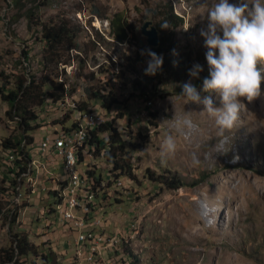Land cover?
<instances>
[{
	"label": "rangeland",
	"instance_id": "rangeland-1",
	"mask_svg": "<svg viewBox=\"0 0 264 264\" xmlns=\"http://www.w3.org/2000/svg\"><path fill=\"white\" fill-rule=\"evenodd\" d=\"M144 1L46 0L36 6L31 0H12L13 4L8 7L6 0H0V58L3 56L6 64H11L22 47L28 54L26 62L23 58V65L29 70L26 77L28 74L39 77L43 43L39 40V27L32 22L67 18L79 26L80 32L69 50V61L65 68L60 67L61 63L56 67L57 75L53 80L64 82L66 90L73 89L67 95L69 101L78 104L84 100L85 108L97 110V100L85 98L84 88L90 82L82 77L92 70L96 83L103 86L105 82V88L117 99L110 107L108 120L114 118L125 140L133 177L119 175L115 189L106 191L98 208L92 212L91 216L97 221L90 226L92 231L86 230L87 241L92 238L91 234L101 232L104 253H115L122 264L130 260L123 252L124 242L135 257L133 264H264V81L258 98L252 102L241 98L244 105L238 126L233 132L225 133L229 139L224 145L226 152H217L221 144L214 119L201 112L202 104H185L179 94L183 84L189 81L200 89L203 78L208 75L207 49L200 32L207 25L204 13L215 0H169L173 12L182 17L183 23L175 30L173 49L166 55L158 54L163 57L164 65L154 76L144 74L147 56L142 55L143 60L135 65L136 72H131L123 69L122 59L116 52L134 56L149 47L140 33V25L145 20L151 21L147 9L159 0H148L147 4ZM93 9L106 17L95 15ZM28 10L33 12L32 22L28 20ZM114 12H121L133 26L130 41L106 46L98 35L110 40L108 21ZM93 40L98 42L95 44ZM76 56L84 59L85 66L77 69ZM185 57L190 69L199 63L204 70L198 78L188 72L187 79L176 82L170 65ZM3 74L7 75V69H1L0 59V83ZM12 79L13 76L7 78L6 87H11ZM133 79L143 86L145 97L139 95L141 88L132 83ZM201 96H211L214 105L221 106L215 92L201 91ZM7 108V103L0 100V138L18 136L20 132L15 120L5 115ZM34 110L39 127L30 134L35 141L44 133V127L58 128L61 118H58L59 112L49 106V100ZM98 122H103V118ZM65 125H69V120ZM169 135L176 142V151L164 158L161 147ZM81 153L84 161L94 164V154L89 152V147ZM8 157L3 162V170L14 167ZM99 162L103 168L100 175L106 178V165L102 158ZM146 172L153 176L174 173L182 185L168 189L153 182ZM78 173L81 176L82 172ZM81 189L86 191L83 184ZM83 196L80 199L84 200L85 194ZM31 198L35 212L28 213L20 227L28 233V240L37 246V251L49 246L62 263H72L74 257L77 264L74 246L69 244L71 235L66 231H70V226L66 230L63 225L57 226L61 223L60 217L46 213L49 207L45 203L49 198H35L34 194ZM2 200L3 194H0ZM77 214L82 215V211ZM46 219L55 229H46ZM16 223L9 224L10 233L19 231ZM0 224L4 226V222ZM8 239L9 236H2L0 245H6ZM97 252L103 256L102 250ZM85 254H88L86 246ZM81 257L83 259V255ZM31 262L37 264L39 260L27 256L13 264Z\"/></svg>",
	"mask_w": 264,
	"mask_h": 264
},
{
	"label": "trees",
	"instance_id": "trees-1",
	"mask_svg": "<svg viewBox=\"0 0 264 264\" xmlns=\"http://www.w3.org/2000/svg\"><path fill=\"white\" fill-rule=\"evenodd\" d=\"M31 1L35 2V5L38 6L39 4L43 5L46 0ZM144 3L147 4L148 0H145ZM147 11L149 12L154 27L158 31L159 41L156 46L147 47L146 49L150 48L157 54L166 55V53L171 51L174 47L175 30L182 25L183 19L180 15L173 12L172 4L169 0L162 2L160 0L157 2L155 1ZM26 13L28 20L32 22L33 12L28 10ZM93 13L99 15L100 18L106 17L104 14H99L96 9H93ZM32 23L39 27V40L43 43L40 54L41 75L35 77L33 74H28L27 78H24L21 72L17 73L12 79L11 87H6V84L9 83V80H7L9 76L3 74L0 83V100L5 101L8 107L4 113L12 121L15 120L16 126L20 131L18 136L8 135L2 137L0 139V146L2 148L13 147V149H20L24 159H27L25 149H29L30 143L32 142V135L30 133L39 127V124L35 123L37 114L34 107L43 105L47 100L53 104H57V100L61 99L65 93L68 95L73 91L72 88L66 90L64 88V82L53 80V78L57 75L56 67L60 63L65 64L69 61V50L74 45L75 39L80 32L78 25L64 17H60L56 21L48 22L35 19ZM108 25L107 35L110 37V40L105 39L102 35H98L99 40L104 42L106 46L116 45V42L122 44L130 41L129 34L132 32L133 26L127 22L121 12H114L109 18ZM92 42L96 44L98 41L93 40ZM116 52H119L118 56L122 59L120 63L122 62L123 69L125 71L136 72L135 65L137 62L143 60V56L141 54L129 56L119 50ZM21 54L26 62L28 60V58H26L27 50L22 49ZM145 56L147 55L145 54ZM76 57L78 58L77 69L85 66L84 59L78 56ZM148 59H150V57H148ZM110 63L113 64L112 61H110ZM189 69L190 62L187 57L177 60L170 65L172 78L176 82L187 79ZM119 71L122 73L123 70L121 69ZM82 77L90 82V85L84 88L86 99L95 98L99 107L102 109H109L113 104L117 103V99L112 95L110 89L105 88V82L103 86L96 83L95 74L92 70H88L87 74L82 75ZM92 82H95V84H92ZM132 83L136 87L141 88L139 95L145 97L146 92L143 91L144 89L143 86H140V82L137 79H133ZM75 106L77 109H84L87 106V102L83 100L75 104ZM68 113L69 112L64 114L59 120L62 126L69 120V125L64 127L65 129H70L76 124V119H73L71 114L69 115ZM15 117H17V119ZM70 118H72L73 121H70ZM86 131L87 138L85 142H88L92 146H84L83 149L85 150V148L89 147V152L102 158L107 168V170H105L107 177L97 178V181H94L96 179V172L93 169H85V173H81L80 184L86 187V191H83L81 195L85 194V197H88L98 190H105L106 184H115L119 175L130 176L131 178L133 176L130 174L132 164L127 155L125 140L117 129L114 118H109V120L103 118V122L93 129L87 126ZM103 133L105 136H101ZM14 151L17 152L18 150ZM77 157L79 161L85 162L81 152L77 153ZM16 159H18V157ZM14 161L15 160L12 162ZM93 165V163L88 162L86 167H93ZM13 169L14 167L9 170ZM97 174H99V172H97ZM146 174L148 177H151L153 182L159 183L158 185H164L168 189H177L182 185L181 180L174 173L168 172V175L165 174L166 176L162 174L153 176L152 173L147 172ZM113 181L115 182L113 183ZM50 193H52V191H50ZM103 196L104 194H102V198ZM57 197L59 198L58 194ZM49 206L47 213L51 214L54 211V207H52V204H49ZM89 206V213H92L95 210V206H92L91 203ZM12 221L11 223H14L15 219ZM86 235L88 234L86 233ZM90 236L93 238V234ZM86 238L84 239V246H86L88 242ZM124 246L123 252L126 257L130 259L128 260V264H133L135 257L131 254L125 242ZM27 256H35L38 258L39 262H37V264H72L59 261L56 253L49 246H42L41 250L37 251V246L28 240L27 232L23 230L11 232L6 245L0 248V262L6 261L7 264H9V262L12 261L13 264L17 259L26 258ZM117 262L122 264L120 259L117 260ZM31 264L35 263L31 262Z\"/></svg>",
	"mask_w": 264,
	"mask_h": 264
},
{
	"label": "clouds",
	"instance_id": "clouds-1",
	"mask_svg": "<svg viewBox=\"0 0 264 264\" xmlns=\"http://www.w3.org/2000/svg\"><path fill=\"white\" fill-rule=\"evenodd\" d=\"M204 14L207 25L200 34L207 49L208 75L203 78L200 89L189 81L183 84L179 94L185 104H202L201 112L214 119L221 144L216 151L223 153L226 152L224 145L229 143L225 133L233 132L241 117L244 105L241 98L252 102L261 95L264 81V67H260L264 65V0H237L235 3L215 0ZM145 54L150 59L144 74L154 76L162 69L163 57L150 48L141 50V55ZM203 70V66L196 63L189 70V75L198 78ZM201 91L215 92L221 106H215L211 96L202 97ZM175 151L176 142L169 135L162 144V156L167 158Z\"/></svg>",
	"mask_w": 264,
	"mask_h": 264
},
{
	"label": "built area",
	"instance_id": "built-area-1",
	"mask_svg": "<svg viewBox=\"0 0 264 264\" xmlns=\"http://www.w3.org/2000/svg\"><path fill=\"white\" fill-rule=\"evenodd\" d=\"M12 4V0H6V6L10 7ZM22 58L24 57L20 51L18 57L14 58L11 64H6L5 58L1 56V69H7V75L13 77L15 74L21 72L25 78L29 70L22 65ZM26 58H28V54ZM60 67L65 68V64H62ZM65 71L67 70L65 69ZM64 88L66 89L65 85ZM49 106L53 110L59 112V119L62 118V115H64L66 111H70L71 117H76V124L70 129H65L64 127L67 126L65 124L62 126L59 122L57 123L58 128L50 127V129H47V127H44L42 129L44 133H42L37 140H32L30 149H25L27 159H24L20 149H13V147L2 148L0 146V193H3V200L0 203V222H4V232H0V238L2 236L10 237L8 228L9 219H17L20 231L22 230L20 228L21 223L28 217V213L34 214L35 206L31 195L34 194L35 198L50 199V187L54 181H57V176L61 172L58 169V162H61L58 158V150L66 149L67 151V145L70 144V141L80 142V149H75L74 152H68L69 161L75 164V171L85 173V169H93L96 172V179L94 181H97V178H101L100 172L103 171L99 162L101 158L93 156V167H85L81 161L77 160V153L83 151L84 146H92L88 142H82V133H84L83 122H90L94 117H107L108 120L110 108L102 109L98 107L97 110L91 108L77 109L75 102L69 101L66 93L61 99L57 100V104H50L49 102ZM15 118L17 119V117ZM101 136H104V133ZM11 150H18V159H15L13 170H3V162H6V157L10 156ZM79 166H83V168ZM98 169H100V171ZM97 172H99V174H97ZM26 181H33V190L30 194H23V184H25ZM46 183L49 185L47 186ZM74 183L75 181L70 177V180L65 184V191L62 197L69 198V207H65V211L60 212L61 223L57 226L70 225L69 235H71V240L69 244L80 248L76 240V230L92 229V227H90L92 222L89 223V221H93L94 217L91 216L92 213H88V211L84 210V206H82V208H71L72 185ZM117 184L118 180H116V184H106L105 190H98L92 194L90 203L92 206H95V210L101 202V194H105L106 191H112V188H115ZM17 203H24V211H19V218H12V211H17ZM75 211L84 212V221H76L73 219V212ZM46 229H55V226L51 225L48 219H46ZM102 240L104 241L102 235H94V237L90 239L91 244H93V254L83 253L84 264H109L116 263V260H119L115 257V253H104V246H101ZM2 246L0 245V248ZM97 250H102L101 253L103 256H106L103 257L98 254ZM5 264H7L6 261ZM9 264H12V261L9 262Z\"/></svg>",
	"mask_w": 264,
	"mask_h": 264
},
{
	"label": "bare ground",
	"instance_id": "bare-ground-1",
	"mask_svg": "<svg viewBox=\"0 0 264 264\" xmlns=\"http://www.w3.org/2000/svg\"><path fill=\"white\" fill-rule=\"evenodd\" d=\"M22 65H23V58H22ZM24 66V65H23ZM27 78V77H26ZM61 81V80H60ZM99 118H107V117H94L92 120H90V124L88 125V122L86 123V125L84 126V122H83V132L82 133V142H85L86 141V138H87V134H86V127L90 126L92 127V129L97 126L99 124L98 122V119ZM76 119V118H75ZM101 123V122H100ZM88 129V128H87ZM105 136V134H104ZM84 148V147H83ZM75 149H80V142L78 141H70V144L67 145V151L66 149H59L58 150V154L59 152L61 153V158H62V161H63V169H64V176H65V180L69 181L70 180V177L72 178L73 181H75V183L72 185V196H71V208H82V206H84V210L85 211H88L89 213V210H90V199L92 197V195H89L88 197H85V199H80V197L83 195L82 192L83 190L81 189V184H80V174L78 173V171H75V164L72 162V161H69V153L68 152H74ZM84 150V149H83ZM18 152V151H17ZM16 151L12 150V153H10V156L8 157V161H13L15 160L17 157H18V154H17ZM95 156V155H94ZM60 160V159H59ZM77 160H78V157H77ZM61 161V160H60ZM15 162V161H14ZM85 162L88 163V161L85 160ZM82 164L84 162H81ZM14 165V164H13ZM87 164H85L84 166L86 167ZM12 169V168H10ZM60 171V170H59ZM65 180H64V183H65ZM63 181V180H62ZM61 181V182H62ZM29 183V187H32L33 188V181H28ZM67 183V182H66ZM52 186V185H51ZM65 191V185H59V188L57 189V194L60 198V207L58 208V210H60V212H63L65 211V209L63 208V204L64 203H67V207H69V198H63L62 195ZM86 193V192H85ZM24 194V192H23ZM101 200H102V194H101ZM49 204H53L52 203V200H51V195H50V201L46 202L45 205H49ZM19 211H24V206H23V203H17V211H12V218H19ZM54 212V211H53ZM52 212V213H53ZM47 213V212H46ZM51 213V214H52ZM41 214H42V210H41ZM49 214V213H47ZM73 219L76 220V221H84V212H82V215L80 214H77V211L73 212ZM13 219H9L8 220V228H9V235H10V227H9V224L11 225L13 222L12 221ZM15 221H17V219H15ZM97 220H95V218H93V221H92V225L93 223H96ZM0 223H3V222H0ZM50 224H51V221H50ZM100 224V223H99ZM1 226V224H0ZM62 226V225H61ZM60 226V227H61ZM70 226V225H69ZM2 227V226H1ZM4 227V226H3ZM65 229V228H64ZM93 229V228H92ZM66 230V229H65ZM86 230L88 231L89 229H81L80 231L77 232L76 230V240L77 242L79 243L80 245V248H78L76 246V258L77 259V264H84V261L81 257L82 255V250L81 248H83L84 246V239L86 238ZM91 230V229H90ZM68 233L70 231L66 230ZM92 231V230H91ZM78 233V234H77ZM78 235V236H77ZM94 235H101V232H95L93 234V237ZM48 239V238H47ZM87 249H88V252L90 254H93V244H91V241H88L87 242V245H86ZM72 249V248H71ZM84 254H85V250H84ZM75 262L72 261V264H74ZM0 264H5V261H3L2 263ZM109 264H117V260H116V263H109Z\"/></svg>",
	"mask_w": 264,
	"mask_h": 264
},
{
	"label": "crops",
	"instance_id": "crops-1",
	"mask_svg": "<svg viewBox=\"0 0 264 264\" xmlns=\"http://www.w3.org/2000/svg\"><path fill=\"white\" fill-rule=\"evenodd\" d=\"M59 155V154H58ZM58 158L61 160V162H58V169L61 171L59 174H58V176H57V181H54V183L52 184V186L50 187V191H52V193H50V195L51 196H53V201H52V207H54V212L53 213H55V214H57L59 217H60V220H61V215H60V210H57V208H59L60 207V201H59V198L57 197V193H56V191H57V189L59 188V185H65L66 184V182H68L67 180H65V176H64V169H63V161H62V158H61V156L59 157L58 156ZM63 180V181H62ZM64 180H65V183H64ZM62 181V182H61ZM29 182L28 181H26L25 182V184H23V190H24V193L25 194H30L31 193V191L33 190V188L32 187H29V184H28ZM23 206H24V204H23ZM63 208L65 209V207H67V203H64L63 205ZM48 207H50L49 205H48ZM44 211H42V213H43ZM17 221H14V223H16ZM16 224H19V222H17ZM63 226H65V229H66V227H69V225H63ZM4 232V227H1L0 226V232ZM83 252H84V250H85V246H83ZM74 251H75V253L77 254V252H76V247L74 246ZM82 252V253H83ZM88 254H90L89 252H88ZM83 255V254H82ZM75 256V255H74ZM75 258H76V256H75ZM0 263H2V262H0Z\"/></svg>",
	"mask_w": 264,
	"mask_h": 264
},
{
	"label": "water",
	"instance_id": "water-1",
	"mask_svg": "<svg viewBox=\"0 0 264 264\" xmlns=\"http://www.w3.org/2000/svg\"><path fill=\"white\" fill-rule=\"evenodd\" d=\"M140 33L145 38V43L149 47L156 46L158 44L159 38H158V31L154 27L153 24H151L150 20H145L140 25Z\"/></svg>",
	"mask_w": 264,
	"mask_h": 264
}]
</instances>
